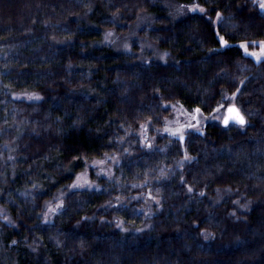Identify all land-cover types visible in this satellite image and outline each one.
<instances>
[{
  "label": "trees",
  "instance_id": "16d2710c",
  "mask_svg": "<svg viewBox=\"0 0 264 264\" xmlns=\"http://www.w3.org/2000/svg\"><path fill=\"white\" fill-rule=\"evenodd\" d=\"M199 2L174 19L162 0H0V264H264V56L242 47L264 42V0ZM143 13L165 61L94 45ZM175 103L199 109L183 139L157 129ZM104 154L115 177L45 219Z\"/></svg>",
  "mask_w": 264,
  "mask_h": 264
},
{
  "label": "rangeland",
  "instance_id": "374dc122",
  "mask_svg": "<svg viewBox=\"0 0 264 264\" xmlns=\"http://www.w3.org/2000/svg\"><path fill=\"white\" fill-rule=\"evenodd\" d=\"M162 2L169 9L174 19H180L192 12L204 11V7L199 2V0H190L188 2H181L179 0H162ZM154 21L155 17L151 13H143L133 24H131V26L126 31H118L114 27L104 29L101 38L97 40L94 45L110 46L118 53L136 52L140 60L165 61L168 55L167 51L159 47L149 38L145 37L141 32L144 27L153 25ZM249 52H255L257 55H261V48L259 47L257 50ZM249 52L247 51V53ZM263 56L264 55H261V58ZM252 57L255 58L254 56ZM242 63V67H240L242 69H246L247 65ZM173 105L174 108L171 110V114L163 120V124L160 127H157L158 133L161 135L167 133L180 135L181 124H194L200 120L198 118L199 114H197L196 111L193 110L188 113V111L184 109L185 106L182 104L175 103ZM182 120L187 121V123H182ZM177 129L180 130V133H177ZM144 134L146 138L145 141L148 143V145L155 143L154 138H151V140L149 139L150 135L148 132H145ZM139 143H143L142 139L139 140ZM130 145L131 142H127L128 148ZM120 161L121 159L118 154H104L84 161L82 166L74 172L72 180L62 188H59L55 192L54 196L45 203L43 213L44 218L49 220L52 219L55 209L61 206L62 198L68 192L78 188H100L102 186L100 182L101 179L105 178L109 181L113 179L115 177L116 167ZM72 185H77V187H72ZM227 193V191L224 192V194ZM144 198V202L147 203L144 204V207L141 210L145 211L149 210L151 206L156 203L155 201H157L153 200L154 198L152 197L150 198V196ZM7 212V209L0 204V218L8 220L9 213Z\"/></svg>",
  "mask_w": 264,
  "mask_h": 264
},
{
  "label": "snow or ice",
  "instance_id": "6c2138e0",
  "mask_svg": "<svg viewBox=\"0 0 264 264\" xmlns=\"http://www.w3.org/2000/svg\"><path fill=\"white\" fill-rule=\"evenodd\" d=\"M259 7L261 9H264V2H261L259 4ZM222 43H224L226 45L227 41H223V39H222ZM242 47L244 48V50L246 52L248 51L247 43L243 44ZM260 48H261V55H264V42H261ZM248 54L251 56H254L257 60H259L261 58V55H257V53H255V52H249ZM196 111L199 112V109H197ZM229 114H230L229 117L224 120V123L226 125L229 123V121H235L241 125H243L245 123L244 117L239 113L238 109H235L234 107L229 108ZM177 133H180L179 129H177ZM180 138L183 139L182 133H180ZM72 187H77V185H72ZM189 191H192L191 187H189ZM201 194H203V193H201Z\"/></svg>",
  "mask_w": 264,
  "mask_h": 264
},
{
  "label": "water",
  "instance_id": "95a60500",
  "mask_svg": "<svg viewBox=\"0 0 264 264\" xmlns=\"http://www.w3.org/2000/svg\"><path fill=\"white\" fill-rule=\"evenodd\" d=\"M233 107H234L235 109H237L235 106H232V107H230V108H233ZM239 113L241 114L240 111H239ZM229 115H230V114H228L227 117H226L225 119H227V118L229 117Z\"/></svg>",
  "mask_w": 264,
  "mask_h": 264
}]
</instances>
